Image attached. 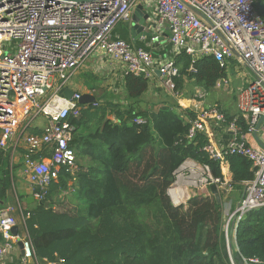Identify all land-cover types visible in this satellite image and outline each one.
Returning a JSON list of instances; mask_svg holds the SVG:
<instances>
[{
	"label": "built area",
	"instance_id": "obj_1",
	"mask_svg": "<svg viewBox=\"0 0 264 264\" xmlns=\"http://www.w3.org/2000/svg\"><path fill=\"white\" fill-rule=\"evenodd\" d=\"M185 1L207 22L179 0H0V153L9 152L11 159L20 157L22 176L37 203L45 200L61 171L70 175L77 171L75 152L70 146L74 128L69 118L80 116L84 108L79 104L82 94L74 92L67 99L59 92L67 88L72 75L91 55L103 52L122 63L125 74L149 79L157 71L162 86L178 98L174 83L179 76L176 54L184 52L192 62L212 56L227 67L230 60H236L232 52L235 50L245 61L250 77L237 93V107L247 130L240 135L235 122H231L228 130L237 138L222 151L210 144L205 147L221 166L226 165L225 155H238L250 161L254 170V178L244 183L234 211L223 212L226 245L239 220L264 206V147L253 146L245 139L264 131V22L254 10L257 0ZM137 5L150 11V42H157L165 29L170 30L168 40L175 53L171 58L155 61L149 51L112 38L117 25L131 22ZM196 96L202 100L206 93L197 91ZM196 101L192 99L191 106L181 108L196 107ZM195 114L188 140L196 132L206 134L211 121L224 124V115L217 107L199 109ZM39 118L45 121L43 125L34 124ZM134 122L144 121L137 118ZM33 125L40 128L34 130ZM20 151L24 152L21 156ZM211 185L224 195L233 191L225 177L214 178L208 166L187 160L176 170L168 195L174 205H185L190 197ZM18 211L22 226L16 235L12 233L17 227L12 208L0 211V264L17 252V264H39L25 225L29 214L24 217L19 208ZM241 261L264 264L257 259Z\"/></svg>",
	"mask_w": 264,
	"mask_h": 264
},
{
	"label": "trees",
	"instance_id": "obj_2",
	"mask_svg": "<svg viewBox=\"0 0 264 264\" xmlns=\"http://www.w3.org/2000/svg\"><path fill=\"white\" fill-rule=\"evenodd\" d=\"M254 10L264 22V0L254 2ZM179 76L176 92L189 84L206 94L227 78V67L212 56L192 62L184 52L176 54ZM239 64L236 60H232ZM192 67V69H191ZM121 97L106 96L96 106L83 105L73 126L71 148L76 158L94 163L77 166L70 175L61 171L50 186L45 202L28 206L25 225L39 264H231L226 250L222 203L214 196L195 194L186 204L174 205L168 190L175 172L187 160L208 166L214 178H226L233 190L242 192L244 183L254 178L251 162L238 155H225L228 179L219 160L205 147L203 132L187 135L196 114L190 109L160 105L141 110V97L148 79L128 73ZM200 101L196 91L182 93ZM112 112L114 120L106 115ZM224 124L235 122L238 134L246 133L241 114L223 109ZM140 118L144 122L136 123ZM10 153H0V202L13 175ZM75 188L81 201L77 213L58 214L52 199L58 191ZM56 193V194H57ZM73 210V209H72ZM231 226V225H230ZM234 255L264 262V206L247 212L233 231ZM61 261V262H60Z\"/></svg>",
	"mask_w": 264,
	"mask_h": 264
},
{
	"label": "crops",
	"instance_id": "obj_3",
	"mask_svg": "<svg viewBox=\"0 0 264 264\" xmlns=\"http://www.w3.org/2000/svg\"><path fill=\"white\" fill-rule=\"evenodd\" d=\"M131 27H132L131 22L117 25L112 32L111 35L112 38L125 40L134 49L142 48L146 51H149L152 54L155 61L158 62L163 61L167 58H171L175 54L174 49L168 40L170 30L165 29L163 36H161L157 42L152 43L150 42L149 37H141V38H136L135 36L132 37ZM247 73L248 72H246L245 83L241 88H244L246 86V80H247L246 78L249 77ZM125 75H126L125 68L122 63L113 61L109 56H107L103 52H96L93 55H91V57H89L87 61L77 71H75V73L68 81L67 88L74 92H79L81 94L94 95L95 97L99 98L100 101L109 95H115L121 97L123 93V83H124L123 80ZM182 93L183 92L178 93V98L172 96L162 86L157 71H154L152 76L148 79V87L145 93L141 97V102L139 104V107L141 108V110H145L151 108L155 109L162 104L166 106H170L172 108H175L177 106L181 108L182 105L191 106L190 101L192 99L184 97ZM198 104L199 103L196 104L197 105L196 107L192 105L191 109L194 112L198 111V108L200 107L198 106ZM213 107H217L223 112L220 106L213 105ZM224 107H225L224 109L226 108L229 109L231 115L236 116L238 114H241L240 111L238 110L237 103H236V107L233 106L231 107V105L228 104H224ZM109 119L114 120L113 117ZM206 135L208 137L209 144L217 151H222L226 147V145L230 142V140L237 138L236 134L228 130V126L226 124H216L212 121L207 124ZM245 139L247 143L252 144L253 146L264 147L263 130H261L257 134V139H255L254 136L252 137L246 136ZM22 153L24 152L20 151L19 156H21ZM76 162H77V166H81V167H86L90 163L98 164L96 162L93 163L88 157L76 158ZM11 168L12 167H10V173L13 175V171ZM223 172L225 176L228 179H230V174L228 172V167L226 165H224L223 167ZM10 178H11V182L6 190L5 199L3 200V203L0 202V211L5 210V208L8 207L12 208L11 204L20 206L21 201L23 202L25 209L28 208V206H34L37 202L33 199L31 194V188L28 185V183L25 181L24 177L22 176L21 166L17 171V179H18L17 183H15L14 176L13 179L12 177ZM68 187H71V184H69ZM58 193H62V191H58ZM218 193L220 196V201L222 203V209L224 214L229 211L233 212L235 206L241 199L242 192H239L238 190H233L230 194L224 195L218 189ZM198 194L209 195L210 189L209 188L203 189L199 191ZM30 198H32L33 201H31ZM19 216H20V220L17 218L16 215L15 216L13 215V218L17 224L16 233L18 232L19 226H22V222H21L22 218L20 213ZM18 255H20V252H17L16 256L7 257L6 259H4L2 264H17ZM44 263L48 264L47 262Z\"/></svg>",
	"mask_w": 264,
	"mask_h": 264
},
{
	"label": "rangeland",
	"instance_id": "obj_4",
	"mask_svg": "<svg viewBox=\"0 0 264 264\" xmlns=\"http://www.w3.org/2000/svg\"><path fill=\"white\" fill-rule=\"evenodd\" d=\"M227 71H228L227 78L224 80L218 81L213 92L208 93L204 97V99L198 101L199 102L198 106H200L198 108V110L199 109H206L207 107L208 108L213 107V105L220 106L223 110L225 108L224 104L231 105V107L232 106L236 107L237 93L245 83V76H246V72H248V69L244 68L241 64H236L235 62H232V60H230L227 64ZM89 84H91V83H89ZM191 90L197 91L196 89H191V85L188 84L185 87L183 93L188 94ZM106 117H108V118L113 117L112 112L110 111L106 115ZM44 122L45 121L43 119L39 118L34 122V124L36 125L39 123V124L43 125ZM35 125H33L34 130H37L38 128H40V126L35 127ZM20 160H21L20 157H16V158L11 159V155H10V164L12 167L11 169L13 171L15 183H17V181H18L17 171L21 166ZM54 196H53V199L51 201L52 208L58 214H69V215L72 213L75 214V213H77L76 210L80 209V206L83 207L81 205V201L77 197L76 190L73 187H68V190L66 192L62 191V193H57V194L55 193ZM44 202H45V200L42 201L41 203H44ZM45 203H47V205H48V202H45ZM11 206H12L13 215L14 216L16 215L19 220H20L19 211H18L19 207H20L19 209L23 213H26V211L28 209H31V208H26L27 209L26 210L22 201H21L20 206L14 205V204H11ZM45 207H47V206H45ZM230 243H231V246H234V241H231V238H230Z\"/></svg>",
	"mask_w": 264,
	"mask_h": 264
},
{
	"label": "water",
	"instance_id": "obj_5",
	"mask_svg": "<svg viewBox=\"0 0 264 264\" xmlns=\"http://www.w3.org/2000/svg\"><path fill=\"white\" fill-rule=\"evenodd\" d=\"M68 2H74V3H83L90 0H63ZM183 5H185L189 10H191L197 17L207 22L205 16L198 11L197 9L190 6L185 0H179ZM151 17L150 11H147L144 9L142 5H137L135 10L133 11L132 20H131V36L136 38L141 37H149L150 32L148 30L149 26V18ZM137 35V36H136ZM233 55L236 59V61L241 64L244 68H247V65L243 58L235 51L232 50ZM74 91L64 88L59 92V95L61 97L70 99L73 96ZM100 101L99 98L95 97L91 94H82L79 99V104L86 105V104H93ZM254 137L257 139V134H254ZM210 193L214 196L217 204H221L220 196L218 193V189L215 185H211L209 187ZM31 201H33L32 198H30ZM45 206H47V203H45ZM17 227L12 229L13 235H16ZM19 248L21 249V243H18ZM224 254H226L231 262V264H243V262L240 259V256L234 255L230 239L227 242L226 250L224 251Z\"/></svg>",
	"mask_w": 264,
	"mask_h": 264
}]
</instances>
